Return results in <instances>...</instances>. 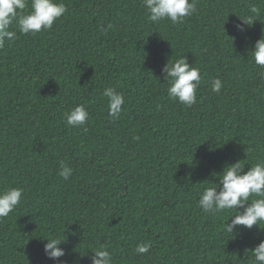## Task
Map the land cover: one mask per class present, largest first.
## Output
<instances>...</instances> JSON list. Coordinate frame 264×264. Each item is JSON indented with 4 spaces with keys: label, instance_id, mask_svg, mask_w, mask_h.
<instances>
[{
    "label": "trees",
    "instance_id": "trees-1",
    "mask_svg": "<svg viewBox=\"0 0 264 264\" xmlns=\"http://www.w3.org/2000/svg\"><path fill=\"white\" fill-rule=\"evenodd\" d=\"M61 2L50 29L12 26L0 47V188L24 189L0 218V264H91L102 244L114 264H250L264 229L223 231L228 214L203 212L197 192L226 164L264 158V67L249 51L264 35V0H197L184 23L159 25L143 0ZM180 55L201 69L191 107L166 90L164 66ZM105 87L125 96L117 118ZM81 103L86 124L67 125ZM50 234L64 256L45 254ZM142 241L152 247L138 254Z\"/></svg>",
    "mask_w": 264,
    "mask_h": 264
},
{
    "label": "clouds",
    "instance_id": "clouds-1",
    "mask_svg": "<svg viewBox=\"0 0 264 264\" xmlns=\"http://www.w3.org/2000/svg\"><path fill=\"white\" fill-rule=\"evenodd\" d=\"M147 19L156 25L165 21L172 24H181L187 17H191L197 9V0H143ZM30 9V10H29ZM67 11L61 0H0V47L5 41L16 38V32L9 30L16 26L22 34L35 35L42 30L50 29L53 23ZM251 12L260 14L258 7H251ZM246 23L251 24L253 17H244ZM240 27V25H238ZM251 51V58L256 66L264 67V35L255 42ZM167 81V94L181 105L191 107L197 103V90L202 82L201 69L194 64H189L184 55L168 60L163 69ZM211 90L219 93L223 82L215 77L210 83ZM103 96L107 97L108 114L117 118L125 103V96L117 91L116 87H105ZM89 113L84 104H77L66 114V123L72 127L86 124ZM249 167L245 170V166ZM73 169L60 163L59 176L64 180L69 179ZM218 174V175H217ZM213 177H218L216 182L210 180L200 186L197 192V207L212 216L227 213L223 231L234 234L237 225L247 229L257 226L264 229V158H257L254 162L246 164L243 159L232 164H226L219 173L213 172ZM24 189L22 187L6 186L0 188V218L6 217L21 202ZM231 220V223L228 221ZM47 240L44 251L49 258H59L65 255V250L58 247L63 238L50 234L41 237ZM152 247L150 241H142L135 246L138 254L148 253ZM91 264H114L112 252L107 245H99L91 250ZM250 264H264V239L252 249ZM58 264H67V261H58ZM76 264V262H74Z\"/></svg>",
    "mask_w": 264,
    "mask_h": 264
}]
</instances>
